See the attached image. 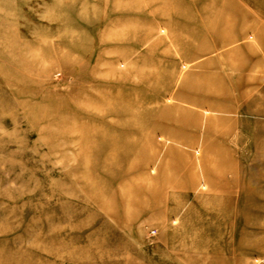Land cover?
Returning a JSON list of instances; mask_svg holds the SVG:
<instances>
[{"label": "rangeland", "instance_id": "rangeland-1", "mask_svg": "<svg viewBox=\"0 0 264 264\" xmlns=\"http://www.w3.org/2000/svg\"><path fill=\"white\" fill-rule=\"evenodd\" d=\"M0 264H264V0H0Z\"/></svg>", "mask_w": 264, "mask_h": 264}, {"label": "crops", "instance_id": "crops-1", "mask_svg": "<svg viewBox=\"0 0 264 264\" xmlns=\"http://www.w3.org/2000/svg\"><path fill=\"white\" fill-rule=\"evenodd\" d=\"M230 66H231V65H227V64H226V65H224V67H230ZM221 67L223 68V66H221Z\"/></svg>", "mask_w": 264, "mask_h": 264}]
</instances>
